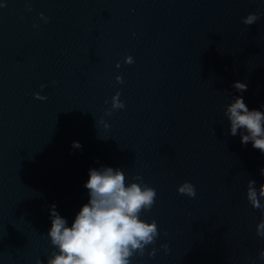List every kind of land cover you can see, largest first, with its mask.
<instances>
[{"label":"water","instance_id":"water-1","mask_svg":"<svg viewBox=\"0 0 264 264\" xmlns=\"http://www.w3.org/2000/svg\"><path fill=\"white\" fill-rule=\"evenodd\" d=\"M0 5V264H46L50 206L70 226L101 166L157 192L141 218L159 236L131 264H264L246 197L250 179L264 183V154L224 114L236 96L264 111V0ZM117 91L125 107L106 115ZM185 181L195 197L177 192Z\"/></svg>","mask_w":264,"mask_h":264},{"label":"clouds","instance_id":"clouds-1","mask_svg":"<svg viewBox=\"0 0 264 264\" xmlns=\"http://www.w3.org/2000/svg\"><path fill=\"white\" fill-rule=\"evenodd\" d=\"M259 18V11L249 13L242 17V23L251 26ZM124 62L133 63V57L125 56ZM116 67L119 68L120 64L117 63ZM115 79L117 83L123 82L119 75ZM233 87L239 92L247 90V84L239 81ZM33 95L37 100L47 99L39 92ZM124 107L117 91L111 97V109L105 114L111 115L112 111ZM224 114L230 122V135L239 133L243 145L251 142L254 149L264 154V111L250 110L243 97L236 96L226 106ZM104 127L108 125L105 123ZM72 147L80 148L81 145L74 141ZM260 173L264 176V168ZM88 175L84 185L88 190V201L82 205L70 226L68 220L56 211V205L50 206L51 226L47 236L54 250L46 264H131V258L136 254L143 256L146 247L154 245L159 236L156 221L146 222L141 218V213L151 210L155 204L157 192L143 183L139 175L133 178L139 183H126V176L119 168H92ZM255 185V180L248 181L246 197L254 209L261 210L262 219L257 224L256 234L264 237V203L261 202L264 183L259 189ZM177 192L188 197L196 195L194 185L187 181L177 187ZM161 247L166 252L169 250L167 244ZM156 251L152 248L149 256L155 255ZM259 257L264 260V250L259 252Z\"/></svg>","mask_w":264,"mask_h":264}]
</instances>
